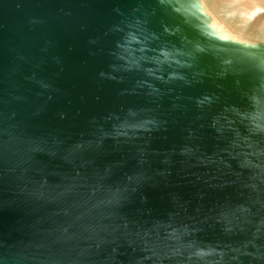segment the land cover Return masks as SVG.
<instances>
[{
	"label": "water",
	"instance_id": "obj_1",
	"mask_svg": "<svg viewBox=\"0 0 264 264\" xmlns=\"http://www.w3.org/2000/svg\"><path fill=\"white\" fill-rule=\"evenodd\" d=\"M0 264H264V0H0Z\"/></svg>",
	"mask_w": 264,
	"mask_h": 264
}]
</instances>
